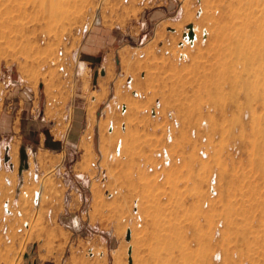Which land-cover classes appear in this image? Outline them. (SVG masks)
<instances>
[{
	"label": "rangeland",
	"instance_id": "obj_1",
	"mask_svg": "<svg viewBox=\"0 0 264 264\" xmlns=\"http://www.w3.org/2000/svg\"><path fill=\"white\" fill-rule=\"evenodd\" d=\"M263 49L264 0H0V84L38 100L0 264H264Z\"/></svg>",
	"mask_w": 264,
	"mask_h": 264
},
{
	"label": "crops",
	"instance_id": "obj_2",
	"mask_svg": "<svg viewBox=\"0 0 264 264\" xmlns=\"http://www.w3.org/2000/svg\"><path fill=\"white\" fill-rule=\"evenodd\" d=\"M32 93L35 92L32 91ZM36 98L37 95L31 94V91L24 88L23 85L14 84L12 86H9L5 82L3 84H0V163L4 160V157L8 155L10 151H12L11 144H15L14 142L20 143L19 139L22 138V135L28 134L27 132V134H25V128L28 126L32 127V125L28 124V122L25 121V117L27 116V111L29 110L31 105H33V107L31 108V112L33 113L35 111L34 109L37 107L38 102ZM31 101L33 104L30 103ZM48 106H50L49 103H47L46 105V116L44 118L59 121L63 117L61 116L62 113L61 115H58V113H56V115H54V118H52L51 116L49 118ZM24 107L26 112H24L23 114L22 111ZM21 121L26 122V124L23 125V129L21 128ZM69 131L72 132L73 130L70 128ZM3 172H5V174L7 175L6 177H9L8 174L14 173V170L13 168H10L7 166V164H5L3 167H1L0 176ZM12 184L13 181L11 180V184L6 185L11 187Z\"/></svg>",
	"mask_w": 264,
	"mask_h": 264
},
{
	"label": "built area",
	"instance_id": "obj_3",
	"mask_svg": "<svg viewBox=\"0 0 264 264\" xmlns=\"http://www.w3.org/2000/svg\"><path fill=\"white\" fill-rule=\"evenodd\" d=\"M90 31H92V24H85L83 26V29H82V32L83 33H89ZM193 34V36H191L190 34ZM198 40V35H197V32L195 30V26L194 25H190L187 27L186 31H184V33L182 34V37H181V40L179 42V46L181 48H185L186 46H194L196 41ZM180 58H183V55L180 56ZM129 86L131 88V81H129ZM133 94L136 96V97H139V93L136 92L135 90L132 91ZM158 102V101H156ZM126 105H122V109L126 110ZM160 108H161V102L155 104L152 108H151V113L155 116L158 115L159 111H160ZM167 118L171 121V125L173 127H178L180 125V122L179 120L175 117V115L172 113V112H167L166 114ZM169 129V128H168ZM169 133H170V130H169ZM121 151V145H119L117 147V152L120 153ZM164 154L167 155V152L166 150L164 151ZM35 178H37V176L35 175L34 176ZM6 181L8 183H10V180L6 179ZM212 192L215 193V189L214 187H212ZM1 209H2V213L3 215L5 214L6 216L8 215H12L13 214V210L10 206V204L8 202H5L2 206H1ZM22 212L21 211H18L17 212V215H21Z\"/></svg>",
	"mask_w": 264,
	"mask_h": 264
},
{
	"label": "water",
	"instance_id": "obj_4",
	"mask_svg": "<svg viewBox=\"0 0 264 264\" xmlns=\"http://www.w3.org/2000/svg\"><path fill=\"white\" fill-rule=\"evenodd\" d=\"M191 36H193V34L191 33L190 34ZM101 74L102 75H104L105 74V70L103 69L102 71H101ZM96 75V77H97V73L95 74ZM131 238V231H128V233H127V239L129 240ZM129 253H131V251L129 252ZM28 256V255H27ZM132 259L130 258V261H131Z\"/></svg>",
	"mask_w": 264,
	"mask_h": 264
},
{
	"label": "bare ground",
	"instance_id": "obj_5",
	"mask_svg": "<svg viewBox=\"0 0 264 264\" xmlns=\"http://www.w3.org/2000/svg\"><path fill=\"white\" fill-rule=\"evenodd\" d=\"M61 12V11H60ZM242 19V18H241ZM236 25V24H235ZM251 29V28H250ZM251 38V37H250ZM249 45V44H248ZM240 47V46H239ZM239 49V48H238ZM250 50V49H249ZM264 50V49H263ZM261 51H262V49H261ZM247 52V51H246ZM260 53V52H259ZM244 55V54H243ZM258 61V60H257ZM264 61V60H263ZM258 63V62H257ZM88 151V150H87Z\"/></svg>",
	"mask_w": 264,
	"mask_h": 264
},
{
	"label": "trees",
	"instance_id": "obj_6",
	"mask_svg": "<svg viewBox=\"0 0 264 264\" xmlns=\"http://www.w3.org/2000/svg\"><path fill=\"white\" fill-rule=\"evenodd\" d=\"M25 111H26V110H25ZM25 111H24V112H25ZM23 114H24V113H23Z\"/></svg>",
	"mask_w": 264,
	"mask_h": 264
}]
</instances>
